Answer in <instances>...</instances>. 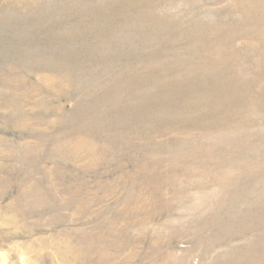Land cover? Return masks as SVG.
Wrapping results in <instances>:
<instances>
[{"label":"rangeland","instance_id":"374dc122","mask_svg":"<svg viewBox=\"0 0 264 264\" xmlns=\"http://www.w3.org/2000/svg\"><path fill=\"white\" fill-rule=\"evenodd\" d=\"M0 264H264V0H0Z\"/></svg>","mask_w":264,"mask_h":264}]
</instances>
